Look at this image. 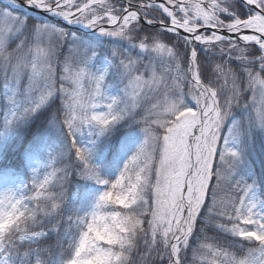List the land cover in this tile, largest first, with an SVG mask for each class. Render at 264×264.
I'll return each instance as SVG.
<instances>
[{"label":"snow or ice","instance_id":"1","mask_svg":"<svg viewBox=\"0 0 264 264\" xmlns=\"http://www.w3.org/2000/svg\"><path fill=\"white\" fill-rule=\"evenodd\" d=\"M0 264H264V0H0Z\"/></svg>","mask_w":264,"mask_h":264}]
</instances>
